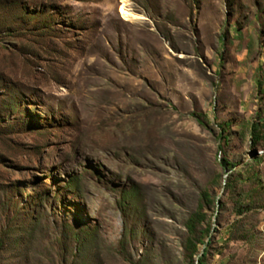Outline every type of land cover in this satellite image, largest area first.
<instances>
[{"label":"rangeland","instance_id":"1","mask_svg":"<svg viewBox=\"0 0 264 264\" xmlns=\"http://www.w3.org/2000/svg\"><path fill=\"white\" fill-rule=\"evenodd\" d=\"M0 264H264V0H0Z\"/></svg>","mask_w":264,"mask_h":264},{"label":"trees","instance_id":"2","mask_svg":"<svg viewBox=\"0 0 264 264\" xmlns=\"http://www.w3.org/2000/svg\"><path fill=\"white\" fill-rule=\"evenodd\" d=\"M199 122L201 123V125H204V122L201 120V117H198ZM196 223V217H193L191 219V226H190V230L193 231V226ZM205 256V255H204Z\"/></svg>","mask_w":264,"mask_h":264},{"label":"bare ground","instance_id":"3","mask_svg":"<svg viewBox=\"0 0 264 264\" xmlns=\"http://www.w3.org/2000/svg\"><path fill=\"white\" fill-rule=\"evenodd\" d=\"M126 14V13H125ZM127 15V14H126ZM131 15V14H130ZM134 15H135V13H134ZM124 16V15H123ZM135 16H137V15H135ZM135 18V17H134Z\"/></svg>","mask_w":264,"mask_h":264}]
</instances>
